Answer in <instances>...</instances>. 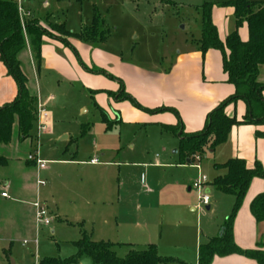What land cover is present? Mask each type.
Returning a JSON list of instances; mask_svg holds the SVG:
<instances>
[{
    "label": "rangeland",
    "instance_id": "rangeland-1",
    "mask_svg": "<svg viewBox=\"0 0 264 264\" xmlns=\"http://www.w3.org/2000/svg\"><path fill=\"white\" fill-rule=\"evenodd\" d=\"M27 1L22 0L21 5L24 7ZM234 1L238 0L58 2L52 23H65V28L75 34L82 28L94 27L105 37L100 41L99 38L88 42L81 40L78 50L67 48L72 54L67 60L70 64L86 66L88 86L47 70H40L33 76L31 64L22 55L19 57L30 88L34 89L37 82L39 102L52 96L45 106L50 127L38 137L34 130L31 138L23 141L17 138L14 128L12 142L0 145V151L11 160L6 168H0V188L3 177H12L19 172V167L29 176L24 182L28 188L22 194L13 196L7 192L8 199H0V264H39L45 258L67 261L76 256L77 264H93L89 257L77 255L75 244L83 235L92 241L112 243L115 255L123 258L132 249H142L144 238L150 239L152 244L158 242L167 226L159 215L160 206L166 201L168 206L185 200L193 205L195 210L191 212L188 207L185 214L192 219L193 225L198 220L202 230L201 244L205 242L203 235L207 228L211 229V235H216L215 229L221 227L226 210L223 200L230 197L217 193L219 199L212 189L208 194L209 199L212 196L211 208L208 211L205 206L199 210L195 208L198 194L188 191V187L196 171L176 168L181 162L177 153L178 135L166 129L167 125L156 119L157 115L146 113L143 114L145 118L132 122L131 107L137 108L124 100L125 92L119 90L125 78L111 79L110 76L115 77L109 72L122 69L133 75L132 69L156 72L170 66L178 52L198 45L206 5L211 6L210 18L219 39L231 34L235 28L234 19L231 8L223 4ZM255 1L264 3V0ZM31 2L38 8V0ZM36 17L43 19L42 13ZM45 30L53 38L61 37L52 26ZM98 81L117 88L115 91H96L90 86L97 85ZM91 97L98 107L112 114L109 116L112 122L117 120L110 130H105L100 110L95 108ZM132 99L140 105L139 100ZM112 100H123L125 104L120 107L122 102H118L113 110ZM220 148L206 149L197 156L205 173L200 175H205L207 180L212 175V165L221 159ZM36 149L38 157L47 161L46 168L38 173V179L44 185L37 190L33 168L22 163L18 165L13 160L20 155L23 161ZM94 158L99 164L89 165ZM156 162L173 166H154ZM193 163L198 165L199 162L194 159ZM12 180L17 185L22 182L13 177ZM117 193L120 196L129 193L135 198L131 201L123 198L118 203ZM36 200L47 208L48 226L35 223L34 209L29 203ZM216 201L219 202L218 210L214 208ZM137 205L142 207L140 212L135 211ZM180 250L191 258L192 250ZM180 250L172 248V251ZM173 262L166 264H179Z\"/></svg>",
    "mask_w": 264,
    "mask_h": 264
},
{
    "label": "crops",
    "instance_id": "crops-1",
    "mask_svg": "<svg viewBox=\"0 0 264 264\" xmlns=\"http://www.w3.org/2000/svg\"><path fill=\"white\" fill-rule=\"evenodd\" d=\"M38 2V8H36V5H34L31 0H28L26 3H24L23 7L21 5L22 0H18L17 3L21 21H24L26 19H36L39 22V25L47 30L49 26L58 25L52 23L51 20L53 18V14L57 10V6L59 5L58 2H60V0H38ZM35 12L37 14L36 16L42 13L43 19H37V17L35 16ZM231 14L233 16L232 8ZM64 24L65 23L60 25ZM238 36L241 41L247 40L248 32L245 25L238 29ZM225 37L221 38V40H224ZM72 38L76 40L73 41ZM80 41L81 40L78 38L69 37L67 38V44H65L53 37L44 36L42 38L41 63L39 70H36L35 68L34 59L31 55L30 47L27 41L26 47L24 51L19 54V57L20 55H22L24 60L26 59V61H28V64H31L29 68L33 76H35L36 73L38 74L40 70H47L55 72L57 76H62L66 80H71L74 82L82 81L83 83L85 82V85L88 86L86 81L87 79L85 80V78L89 75L87 73L86 66H75V62H71L70 64L67 61L69 60L70 55H72L69 52V49L78 50ZM19 57L18 59L21 63L22 58L20 60ZM31 60L33 61L31 62ZM131 72H134L133 75L126 74L121 69L118 72L112 70L109 72V74H114L116 80H122L121 78L124 77L125 83L123 85V90L125 94H127L128 97H134L139 100L140 105L142 107L148 109L162 108L163 111L159 115L152 114L157 115L156 119L160 120L166 125L171 126L175 125L176 122L179 121L182 127L176 133L178 135L177 137H179L181 133L189 134L200 131L204 126L207 114L221 101L233 94V86L226 83L225 75L223 74L221 69L220 54L215 50H208L206 51V53L202 54L201 52L197 51L196 48H191L190 50L185 52H178L173 63L164 69H160L156 72H144L132 69ZM258 81L264 85V67L260 68ZM116 83H119V81H117ZM90 87L95 89L96 91L102 90L106 92L115 91L117 88V86L113 84H111L110 86L109 84L103 83L101 81H98L97 85L93 84V86ZM37 88L38 86L36 82L35 88L33 90L36 93L38 103L39 98ZM16 93V84L14 80L7 74V69L0 60V107H2L6 103H10L11 101H13L16 96ZM51 99L52 96H48L47 99L41 104L46 106L47 102ZM261 99L264 102V90L261 92ZM110 102L113 107V110H115L114 106H116L118 102H122L120 103V107L125 104L123 100H112ZM99 108L101 109V107ZM101 110L104 111L103 109ZM131 110L132 113H134L132 122L137 121L138 118H145L144 115L146 113L132 107ZM246 111V104L242 100H238L232 104H229L225 108V114L228 117L235 116L238 120H240L246 114ZM105 114L107 115L108 119L112 122L110 118L112 117V114H108L107 112H105ZM114 115H116L115 112ZM48 121L50 127V120ZM115 122H117V120L114 119L113 123ZM256 132L263 133L264 125L246 124L232 127L226 138V141L219 146L221 147L219 155L221 159L220 161L214 164H223L229 159L237 158L243 160L248 167H251L255 161L264 166V138L257 137ZM0 152V155L7 159L6 166L0 168H6L9 164V161L11 160L5 154H3L2 151ZM13 160L16 161L18 165L22 163L26 167L33 168V170L35 171V189L37 190L38 187L36 186V179L38 177L39 172L37 173L34 164L27 161V156L22 161L21 156L16 155ZM197 162H199L198 165H195L193 162L188 161L186 163L179 162V164H176V168L183 169L187 167V169L191 171H196V174H194V178H192L193 181H190L188 191L193 190L191 186L192 183L197 179V177L200 174H205L203 168L200 165L201 161L199 158ZM88 164L94 166L98 165L99 162L97 164H90L89 161ZM213 165L211 169L212 175L210 178L208 177L206 193L210 194L213 189L215 195L217 196V193L226 195L217 190L212 185L213 179L224 173L222 170H215L213 168ZM154 166L172 167L173 165L160 164L159 162H156ZM18 171V173L12 174V177L16 179V181L22 180L19 185L13 182L12 177L8 175H6V177H3L4 181L1 184L0 188V199H8L9 195L7 192L12 193L13 196H18L28 188V185L24 183L25 180H27L29 177L27 175L28 173H23L21 167L18 168ZM186 172L187 171L185 170V173ZM184 183H186V181ZM263 191L264 181L259 178L252 179L244 196L243 202L234 218L232 232L233 241L235 245L242 250L256 249L259 244H264V223H257L252 217L249 210V205L252 199ZM2 193H6L7 198L1 197ZM150 194L151 193H149V195ZM217 196H215V198ZM226 196H229L230 198L223 200L225 204L223 206L226 208V210H224L223 213L224 219L222 224L228 218L234 201L232 196ZM123 198H126L131 201L135 197L133 195H129V193L128 196H120L117 193L118 203L123 200ZM149 198L150 196H147V199ZM218 198L221 199L219 196ZM211 199L212 196L209 199L208 203L209 209L211 208ZM165 200L167 199L165 198ZM167 202L168 201H166L164 205L160 206L159 211L161 221L165 220L167 223V226L163 229L164 233L162 231L161 236L158 238V242H156L155 244L149 243L152 241H150V239L144 238V240L146 241H144L145 243H143L142 247L144 248L146 245L149 244L155 245L158 255L163 258L171 259L172 261H174L173 263L198 264V247L201 244L202 230L200 231L198 227V220H195V223L193 225L192 219L185 214L186 208L189 207L191 212H193L195 209L194 207H192L193 205L186 200L181 202L179 201L178 205H172L170 201V206L167 205ZM33 203H29L30 207L32 206V208ZM218 205L219 202L214 203L215 210H218ZM43 206L45 207V205ZM141 209L142 207H140L139 205L135 207V211L140 212ZM219 228L221 227H216V235L214 236L211 235V229L207 228L206 235H203L205 241L204 243H206L209 239L216 237L219 233ZM172 248L175 250H180L183 248H186L187 251L188 249L192 250L190 256L191 258L187 257L186 252L182 250L178 252L172 251ZM210 264L257 263L253 260L244 258L239 255H229L225 257L216 256L213 258Z\"/></svg>",
    "mask_w": 264,
    "mask_h": 264
},
{
    "label": "trees",
    "instance_id": "trees-1",
    "mask_svg": "<svg viewBox=\"0 0 264 264\" xmlns=\"http://www.w3.org/2000/svg\"><path fill=\"white\" fill-rule=\"evenodd\" d=\"M233 9L234 31L224 40L219 39L215 26L211 22V6L203 8L201 37L196 50L202 54L208 50H215L220 54L221 69L225 75L226 83L233 86V94L221 101L206 116L203 128L196 133H181L179 135L178 155L182 163L193 162L206 149H214L226 141L234 126L252 124L264 125V102L261 92L264 85L258 81L260 68L264 67V3L255 0H238L225 3ZM246 26L248 37L241 41L238 29ZM61 34L55 38L67 44V38L75 37L83 41H90L105 36L101 35L94 27H85L79 34L67 31L64 25L52 26ZM44 36L52 37L39 25L36 19L21 21L18 3L16 0H0V60L7 69V74L14 80L17 93L13 101L0 107V145L11 142L14 128L19 140L31 138L36 128L37 96L28 85V78L21 70L19 54L24 51L26 41L30 47L36 70L40 69L41 45ZM97 73V70H92ZM111 79H116L110 76ZM119 90L124 92L120 85ZM137 109L148 113L157 114L162 108L148 109L140 106L127 94L123 95ZM238 100H242L247 107L246 114L238 120L235 116L228 117L225 108ZM100 110L101 121L106 130L111 129V122L107 115ZM176 115V114H175ZM177 116V115H176ZM85 127V126H84ZM182 125L178 121L175 125H167L173 133H177ZM87 129V128H86ZM81 128V135L84 134ZM257 137L264 138V132H256ZM7 164V159L0 155V167ZM215 170L224 173L215 177L212 185L220 192L230 195L234 201L226 221L221 225L216 237L209 239L198 247V264H210L214 257L239 255L264 264V244H259L256 249L242 250L233 241V221L243 202L246 191L252 179L259 178L264 181V166L254 162L251 167L237 158L227 160L223 164H214ZM252 217L257 223H264V191L256 195L249 205ZM77 255L87 256L93 264H166L171 259L160 257L155 245L149 244L142 249L130 250L123 257H117L113 251V244L105 241H92L83 235L76 242ZM78 257L67 261L55 258H45L39 264H77Z\"/></svg>",
    "mask_w": 264,
    "mask_h": 264
},
{
    "label": "built area",
    "instance_id": "built-area-1",
    "mask_svg": "<svg viewBox=\"0 0 264 264\" xmlns=\"http://www.w3.org/2000/svg\"><path fill=\"white\" fill-rule=\"evenodd\" d=\"M18 2V0H16ZM49 114L45 110V106L41 103H37L36 107V134L37 137L43 133L47 132L49 129ZM198 160V157H195ZM27 161L34 164V167L38 172L44 170L46 168L47 162L41 160L38 157L37 149L35 153L27 156ZM97 159L90 160V164H97ZM44 182L40 179H36V186H43ZM208 185V180L205 175H199L197 179L192 183V189L198 194V205L195 207L196 209H201L202 206H208L209 196L206 193V187ZM1 197L7 198L6 193H2ZM33 208L35 211V223L37 226H48L49 220L47 218V210L46 208L38 201L33 203Z\"/></svg>",
    "mask_w": 264,
    "mask_h": 264
},
{
    "label": "water",
    "instance_id": "water-1",
    "mask_svg": "<svg viewBox=\"0 0 264 264\" xmlns=\"http://www.w3.org/2000/svg\"><path fill=\"white\" fill-rule=\"evenodd\" d=\"M205 210H207V211H208V210H209V207H208V206H206V207H205Z\"/></svg>",
    "mask_w": 264,
    "mask_h": 264
}]
</instances>
